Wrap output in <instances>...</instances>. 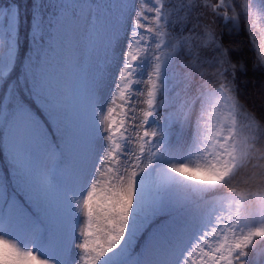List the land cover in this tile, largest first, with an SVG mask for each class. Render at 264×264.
I'll list each match as a JSON object with an SVG mask.
<instances>
[{
  "label": "snow or ice",
  "instance_id": "1",
  "mask_svg": "<svg viewBox=\"0 0 264 264\" xmlns=\"http://www.w3.org/2000/svg\"><path fill=\"white\" fill-rule=\"evenodd\" d=\"M262 33L264 0H0V264H264Z\"/></svg>",
  "mask_w": 264,
  "mask_h": 264
},
{
  "label": "trees",
  "instance_id": "2",
  "mask_svg": "<svg viewBox=\"0 0 264 264\" xmlns=\"http://www.w3.org/2000/svg\"><path fill=\"white\" fill-rule=\"evenodd\" d=\"M5 2H6V0H5ZM225 39H227V36L225 37ZM241 55H243V56H245V57H247V58H249L250 59V57H251V52L247 49V48H245V50H244V52L243 53H241ZM251 78H252V74L251 73H249V80L251 81ZM258 86V85H257ZM253 84L251 83V82H249V84L247 85V87L245 88V92L247 93V94H251L252 92H253ZM250 99H251V97H250Z\"/></svg>",
  "mask_w": 264,
  "mask_h": 264
},
{
  "label": "rangeland",
  "instance_id": "3",
  "mask_svg": "<svg viewBox=\"0 0 264 264\" xmlns=\"http://www.w3.org/2000/svg\"><path fill=\"white\" fill-rule=\"evenodd\" d=\"M256 40H257V42L264 43V33L258 34L256 37Z\"/></svg>",
  "mask_w": 264,
  "mask_h": 264
}]
</instances>
